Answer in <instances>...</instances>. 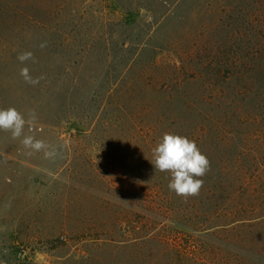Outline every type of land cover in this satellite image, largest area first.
<instances>
[{
	"label": "rangeland",
	"instance_id": "1",
	"mask_svg": "<svg viewBox=\"0 0 264 264\" xmlns=\"http://www.w3.org/2000/svg\"><path fill=\"white\" fill-rule=\"evenodd\" d=\"M8 107L54 154L0 130V264H264V0H0ZM166 132L199 195L150 162Z\"/></svg>",
	"mask_w": 264,
	"mask_h": 264
},
{
	"label": "clouds",
	"instance_id": "2",
	"mask_svg": "<svg viewBox=\"0 0 264 264\" xmlns=\"http://www.w3.org/2000/svg\"><path fill=\"white\" fill-rule=\"evenodd\" d=\"M41 47H44L42 44ZM33 53L28 51L18 55L17 59L23 63L31 60ZM20 75L25 82L35 86L39 84L43 77L33 78L30 70L24 67ZM35 115L32 114L26 121L23 114L15 107L0 109V130L10 132L13 139L23 136L21 144L26 149H31L28 153L44 151L45 157H51L54 153L48 151L49 146L43 141L35 139L31 135H23L26 124H32ZM153 159L150 161L154 168L160 172H169L171 175L168 188L177 196L185 199L199 195L204 181L198 177H203L210 169V162L206 155L202 154L195 141L189 138L170 132L163 134L157 145L152 149Z\"/></svg>",
	"mask_w": 264,
	"mask_h": 264
},
{
	"label": "trees",
	"instance_id": "3",
	"mask_svg": "<svg viewBox=\"0 0 264 264\" xmlns=\"http://www.w3.org/2000/svg\"><path fill=\"white\" fill-rule=\"evenodd\" d=\"M236 71H242V70H236ZM237 73H239L240 75H244V71H243V73L242 72H236V73H234V74H237ZM232 74H233V72H232ZM249 74V72H246L245 73V75H248ZM244 75V76H245ZM195 206H191V207H186V208H184L183 209V213H185V215H189L190 214V212L191 211H195V210H197V209H199V208H194ZM198 211V210H197ZM199 212V211H198ZM198 212H196L197 214H199ZM196 221L197 220H194V219H189V222H186L185 224H183V225H185V227H189V228H191V229H193V227H194V225L196 224ZM201 225H206V223L205 222H199ZM208 223V222H207Z\"/></svg>",
	"mask_w": 264,
	"mask_h": 264
}]
</instances>
